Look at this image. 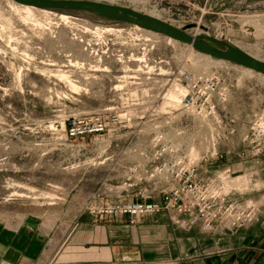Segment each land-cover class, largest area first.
Here are the masks:
<instances>
[{"label": "rangeland", "instance_id": "rangeland-1", "mask_svg": "<svg viewBox=\"0 0 264 264\" xmlns=\"http://www.w3.org/2000/svg\"><path fill=\"white\" fill-rule=\"evenodd\" d=\"M97 1L223 39L264 61V0ZM13 3L0 0L1 217L27 215L35 229L42 218L51 226L59 217L50 231H57L59 221L69 227L85 211L87 195L112 193L106 187L118 184L114 161L121 150L142 146L157 130L182 140L193 156L213 153L212 167L226 188L264 203V174L250 176L252 162L241 142L249 115L264 104V75L84 9L36 6V27ZM181 71L215 75L227 87L215 115H186L167 97L182 89ZM62 72L75 88L57 78ZM110 104L123 117L113 131L96 139L65 137L68 115ZM177 127L183 129L179 134Z\"/></svg>", "mask_w": 264, "mask_h": 264}, {"label": "built area", "instance_id": "built-area-1", "mask_svg": "<svg viewBox=\"0 0 264 264\" xmlns=\"http://www.w3.org/2000/svg\"><path fill=\"white\" fill-rule=\"evenodd\" d=\"M178 79L183 88L179 107L186 115L212 117L226 99L228 89L215 75L181 71ZM122 118L117 105H103L68 115L63 131L70 141L88 134L95 138L113 131ZM247 123L241 142L252 162L249 174H264V104L252 111ZM181 131L177 127L176 134ZM126 147L114 161L118 184L106 187L112 193L86 196L83 209L90 216L133 225L142 216L164 211L180 228L199 224L206 231L219 227L232 233L258 221L260 204L220 182L212 167L213 153L193 156L182 140L164 130L155 131L142 146L124 151ZM221 173L229 174V167Z\"/></svg>", "mask_w": 264, "mask_h": 264}, {"label": "crops", "instance_id": "crops-1", "mask_svg": "<svg viewBox=\"0 0 264 264\" xmlns=\"http://www.w3.org/2000/svg\"><path fill=\"white\" fill-rule=\"evenodd\" d=\"M59 217H53L52 225ZM27 215L0 216V264H264V203L258 221L236 233L199 224L180 228L166 212L127 225L86 211L57 231Z\"/></svg>", "mask_w": 264, "mask_h": 264}, {"label": "water", "instance_id": "water-1", "mask_svg": "<svg viewBox=\"0 0 264 264\" xmlns=\"http://www.w3.org/2000/svg\"><path fill=\"white\" fill-rule=\"evenodd\" d=\"M19 4L38 7L84 9L108 19L125 21L189 43L190 46L211 58L227 60L264 74V61L238 49L232 44L208 34H190L158 17L134 8L97 0H12Z\"/></svg>", "mask_w": 264, "mask_h": 264}, {"label": "bare ground", "instance_id": "bare-ground-1", "mask_svg": "<svg viewBox=\"0 0 264 264\" xmlns=\"http://www.w3.org/2000/svg\"><path fill=\"white\" fill-rule=\"evenodd\" d=\"M13 5L15 6V8L18 10V11H21V12H24V14H25V16H23V19L24 20H26V21H29V22H32L33 24V26H38V27H40L41 25L38 23V21H36L35 19H34V17H33V14H32V8H36V6H32V5H28V4H19V3H13ZM40 8V7H39ZM46 12V11H45ZM68 16H66V15H64V14H61L60 15V18H62V19H65V18H67ZM133 25H135L136 27H138V25H136V24H133ZM140 27V26H139ZM143 28V27H142ZM145 30H147V31H151V30H149V29H146V28H144ZM108 30H112V29H108ZM167 38H170L171 39V37H169V36H167ZM216 38V37H215ZM217 39H220V38H217ZM187 44H189V43H187ZM189 46H190V44H189ZM233 46H235V47H237L238 49H240V50H242V51H244L243 50V48L242 47H240V46H237V45H233ZM244 52H246V51H244ZM247 53V52H246ZM203 54H205V53H203ZM249 54V53H248ZM205 55H207L208 57H210L208 54H205ZM250 55H252L253 57H255V58H257V56L256 55H253V54H250ZM211 58V57H210ZM211 59H213V60H220L221 61V59H216V58H211ZM258 59V58H257ZM72 61H70L69 63H71ZM74 64H77L76 62H73ZM72 63V64H73ZM71 65V64H70ZM241 66V65H240ZM241 67H243L245 70H249V71H254V70H252V69H250V68H247V67H244V66H241ZM49 73H51V71H49ZM259 73V72H258ZM262 75H264V74H262ZM57 78L58 79H60V80H67V81H69L70 82V84H71V86H73L74 88H75V85L71 82V80H70V76L68 75V74H66V73H59V75H57ZM182 87V86H181ZM183 91V88L180 90V92H178V94H176V93H172V92H167V97H169V98H171L172 100H174L175 102H179V97H180V94H181V92ZM174 92V91H173ZM192 154V153H191Z\"/></svg>", "mask_w": 264, "mask_h": 264}]
</instances>
